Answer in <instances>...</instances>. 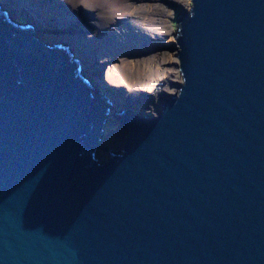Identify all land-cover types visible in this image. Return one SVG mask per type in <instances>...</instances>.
<instances>
[{
  "label": "water",
  "instance_id": "obj_1",
  "mask_svg": "<svg viewBox=\"0 0 264 264\" xmlns=\"http://www.w3.org/2000/svg\"><path fill=\"white\" fill-rule=\"evenodd\" d=\"M0 6V264H264V0L175 4L155 113Z\"/></svg>",
  "mask_w": 264,
  "mask_h": 264
},
{
  "label": "bare ground",
  "instance_id": "obj_2",
  "mask_svg": "<svg viewBox=\"0 0 264 264\" xmlns=\"http://www.w3.org/2000/svg\"><path fill=\"white\" fill-rule=\"evenodd\" d=\"M93 2L89 3L88 0H4L8 12H10L8 4L11 7L12 15L18 16L17 13L20 12V16L32 18V30H35L33 32L35 37L44 40L53 36L56 42L54 44L64 49L65 55L75 58L77 62L75 68L84 69L83 72L93 76L94 81L101 82L115 99H120L124 93L137 94L143 89L149 92L152 85L156 86L151 93L153 98L161 89L166 90V93L176 91V89L168 91V88L174 87L172 84L175 70L172 68H175L176 60L164 51L160 52L164 55L159 58L147 52L146 49L152 46L153 40L147 39L150 44L137 41L132 45L135 34L142 33V38L145 39L146 33L143 32V28L138 27L139 24L145 22V18L134 15L132 10L122 11L121 9L119 11L122 14L111 17V15H106V9L111 4V0H102L99 4L97 0ZM51 4L58 10L53 9L54 12H46L40 6ZM0 7L4 8V6ZM51 14L54 15L51 17ZM52 24L58 29L52 28L50 26ZM74 40L82 43L72 46ZM41 43L45 44V42ZM151 66L155 67L158 72H164L158 81L159 76L154 78V75L151 79L149 78L151 74L148 71ZM169 75L173 79L168 80ZM129 100L137 110L145 111L146 108L147 112H151L148 109L152 107L153 100L145 104H141L133 97H129ZM107 133L115 141L120 140L117 135L121 134V139L124 135L114 121L107 122Z\"/></svg>",
  "mask_w": 264,
  "mask_h": 264
},
{
  "label": "rangeland",
  "instance_id": "obj_3",
  "mask_svg": "<svg viewBox=\"0 0 264 264\" xmlns=\"http://www.w3.org/2000/svg\"><path fill=\"white\" fill-rule=\"evenodd\" d=\"M101 1L102 0H97V4H99ZM88 2L92 3L93 0H88ZM175 4L180 5L183 9L187 10L190 5V0H111V4L106 9L107 11L106 15H111V17H115V15L119 13L122 14L121 11H119L121 9L122 11L132 10L134 12V15L136 14V15H139L140 17L145 18L144 20L145 22H143L141 25L139 24L138 26V27L143 28L142 29L143 32L146 33V34L144 33L145 39L142 38V33H139L138 35L135 34L134 36L136 37H134L132 45H134V43H136L137 41L138 43L143 42L145 44H150L148 43L147 39L150 41L153 40L152 46L146 49L147 52H150L153 54L154 57L159 58V57H162V55H164V54H161L160 52L164 51L165 53L170 54V56L176 60V63H174L175 68L174 67L172 68L173 70H175L174 79L172 76L170 75L168 76V80L173 79L172 85L174 86V87L168 88L169 92L174 91V89H176L177 87V84H179L182 81L179 70H178V61L174 57L176 53V51L173 49L174 44H175L174 39L170 35L171 33L175 31V27H176L175 16L177 14V8ZM40 6L41 8H43V10H46V12H54L53 9L58 10V8H56L53 4H51L50 6H43V5H40ZM85 11H87V9H85ZM17 14L19 15L17 16L15 14V16L13 15L12 17H14L15 19L21 18L22 20H24V22H28L32 20L28 16L26 18L24 16H20L21 15L20 12ZM52 15L54 14H51L50 16L52 17ZM45 19L47 18L45 17ZM133 22L135 23V21ZM50 26L52 28L58 29L56 25L54 26L52 24ZM39 32H40V29H39ZM52 37L53 36H49L50 39H52ZM63 43L67 45L66 42H63ZM80 43L82 42H80L79 40H74L72 46H75ZM95 61L96 60H94V62ZM144 71H146V68H144ZM148 72L151 74V76L149 77L150 79L154 75H155L154 78L156 76H159L157 78V81L161 78V74H164V72L162 71L158 72V70L153 66L149 68ZM150 84H152V82ZM155 88L156 86L152 85V88L149 92H147L146 89H143L142 91H138L137 94L124 93L125 96L122 95L120 99H124L125 101L128 102L129 97H133L137 99V101L141 102V104L142 103L145 104L146 102L148 103V101L153 100L151 102L152 107H150L148 111H151V113H155V111L159 108L160 102L163 98L162 93L166 92V90H163V89H161L160 91L158 90L156 93V97H155L156 99H155L152 97V94H151L153 93L152 90H154ZM145 111H146V108H145ZM116 125L119 127V130L121 132L124 131V128L122 127V125L119 123L118 120L116 121ZM117 138L121 139V134L117 135Z\"/></svg>",
  "mask_w": 264,
  "mask_h": 264
}]
</instances>
